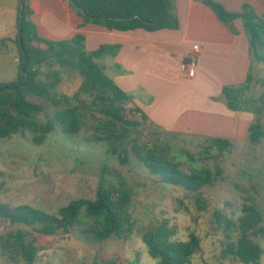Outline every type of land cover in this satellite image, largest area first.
Returning <instances> with one entry per match:
<instances>
[{
    "label": "trees",
    "instance_id": "16d2710c",
    "mask_svg": "<svg viewBox=\"0 0 264 264\" xmlns=\"http://www.w3.org/2000/svg\"><path fill=\"white\" fill-rule=\"evenodd\" d=\"M68 1L84 24L91 23L121 32L179 28L171 0ZM198 1L208 6L217 19L230 29L235 20H241L252 60L264 63V16L256 15L248 5H244L240 12H229L214 0ZM23 7V49L20 48L18 34L21 7L18 8L17 17L18 72L13 81L0 83V88H5L0 91V140L21 134L28 135L35 144H42L56 125L66 133L77 134L80 117L89 113L109 123V127L101 133L96 132L93 137L85 138V141L104 144L122 165L127 163V149L130 148L139 163L159 184L200 193L202 188L223 179L221 162L231 150L233 141L200 137L202 151L198 159H211L214 167L186 171L181 163L166 154L168 143L161 138L162 134L157 132L154 125H150L155 130L150 132L151 145H142L137 139L129 140L130 132L146 124V117L138 107H130L132 97L121 90L96 62L105 55H114L118 46L100 45L94 51H87L83 34L60 41L42 39L37 36L36 26L30 19L32 11L28 0H23ZM27 59L29 62L24 75L21 70ZM64 72L80 78V84L72 96L57 92ZM26 76L28 83L22 86ZM250 78L244 85L224 87L220 100L231 110H250L254 114L246 139L252 145H257L264 142V126L258 118L261 109L250 104L253 99L246 95ZM48 109L52 110L51 117L45 123H39L38 118ZM126 111L131 112L132 116L140 113V119H127ZM205 154L206 157H203ZM189 156L195 159L193 154ZM131 201L129 189L121 185L117 188L103 184L98 185L93 199L71 200L55 213L26 203L16 205L0 201V224L4 226V232L0 234V252L11 263L35 264L39 252L37 235L68 234L76 227L91 243H103L112 237L125 240L133 232ZM83 208V217L92 223L88 227L83 226L81 220ZM241 213L236 220L218 209L211 214L212 223L224 233L225 244L221 255L235 264H260L264 248L251 237L264 233V216L247 202L242 204ZM138 233L148 255L156 259L157 264H193V257L201 250V240L197 234L190 233L186 240H178L175 238V227L169 225L167 220L143 226Z\"/></svg>",
    "mask_w": 264,
    "mask_h": 264
},
{
    "label": "rangeland",
    "instance_id": "374dc122",
    "mask_svg": "<svg viewBox=\"0 0 264 264\" xmlns=\"http://www.w3.org/2000/svg\"><path fill=\"white\" fill-rule=\"evenodd\" d=\"M20 1L0 0V83L13 81L18 72L15 21ZM13 5L16 9L11 12ZM96 62L103 65L101 59ZM105 73L111 76L109 69H105ZM79 84L77 75L64 72L57 92L72 96ZM246 93L253 99L250 104L261 109L258 118L264 126V63L253 61ZM131 114L125 112L127 119H140L138 113ZM51 115L52 110L48 109L38 122L45 123ZM78 123L77 134L66 133L56 125L42 144H35L28 135L21 134L0 140V201L16 205L26 203L55 213L71 200L93 199L99 184L117 188L121 185L130 191L133 232L125 240L112 237L103 243L87 241L77 227L68 234L37 235L39 252L35 264H107L112 261L114 264H157V260L148 255L138 230L164 220L175 227L178 240H186L190 233L200 237L201 250L193 257V264H235L221 255L224 233L212 223L211 214L218 209L236 220L242 215V204L247 202L264 216V142L252 145L247 139L233 141L231 150L221 162L223 179L202 188L200 193H193L170 184H159L130 148L127 149V163L122 165L104 144L86 142L85 138L109 127L103 119L85 113ZM153 129L146 123L130 132L129 140L137 139L142 145H151ZM157 130L168 143L166 154L181 163L184 170L213 169L214 161L198 159L202 151L200 137L163 134ZM190 154L195 159H191ZM83 215L84 208L81 210L83 226L92 225ZM3 232L4 226L0 224V234ZM251 239L264 248V233L253 235ZM0 264L15 263L9 262L0 252ZM260 264H264V255Z\"/></svg>",
    "mask_w": 264,
    "mask_h": 264
},
{
    "label": "crops",
    "instance_id": "0c3cea01",
    "mask_svg": "<svg viewBox=\"0 0 264 264\" xmlns=\"http://www.w3.org/2000/svg\"><path fill=\"white\" fill-rule=\"evenodd\" d=\"M171 1L179 28L153 32H121L84 24L68 0H28V6L42 39L60 41L83 34L87 51L100 45L118 46L114 55L100 58L101 66L132 97V105L140 109L147 124L176 136L246 139L254 114L231 110L220 100L224 87L244 85L251 76L253 60L241 20H235L230 29L198 0ZM214 1L229 12H240L248 5L256 15L264 16V0ZM15 9L13 5L10 10ZM192 56L197 60L196 70L193 77H187L180 64Z\"/></svg>",
    "mask_w": 264,
    "mask_h": 264
},
{
    "label": "built area",
    "instance_id": "2783aa9c",
    "mask_svg": "<svg viewBox=\"0 0 264 264\" xmlns=\"http://www.w3.org/2000/svg\"><path fill=\"white\" fill-rule=\"evenodd\" d=\"M193 51H198V46H193ZM197 60L195 56H192L189 61L180 64V71L187 77H193L195 74Z\"/></svg>",
    "mask_w": 264,
    "mask_h": 264
},
{
    "label": "water",
    "instance_id": "95a60500",
    "mask_svg": "<svg viewBox=\"0 0 264 264\" xmlns=\"http://www.w3.org/2000/svg\"><path fill=\"white\" fill-rule=\"evenodd\" d=\"M20 7H21V13H20V18H19L20 19V28H19L18 34H19V45H20V48L23 49L22 48V46H23V44H22V40H23V30H22V27H21V22H22V19H23V9H24V7H23V0L20 1ZM28 62L29 61L27 59L26 64L22 67V70H21L22 74H24V75L26 74V67H27ZM27 83H28V76H26L25 81H24V83H23L22 86H26ZM4 89H5L4 87L3 88H0V91H2Z\"/></svg>",
    "mask_w": 264,
    "mask_h": 264
}]
</instances>
